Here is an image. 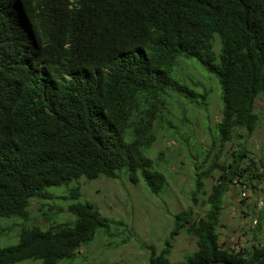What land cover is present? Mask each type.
Wrapping results in <instances>:
<instances>
[{
    "label": "trees",
    "instance_id": "1",
    "mask_svg": "<svg viewBox=\"0 0 264 264\" xmlns=\"http://www.w3.org/2000/svg\"><path fill=\"white\" fill-rule=\"evenodd\" d=\"M189 60L216 78L220 119L209 145L196 146L192 205L173 214L159 251L145 245L147 264H264V246L235 250L217 231L229 186L245 198L264 178V160L243 144L258 122L255 100H264V0H0V217L27 219L45 189L80 179L124 178L160 194L166 176L148 154L159 136L180 138L173 110L184 125L187 110L207 106L209 91L176 72ZM234 133L238 150L220 161ZM205 179L214 180L209 191ZM67 190L72 220L22 227L16 244L0 248V264L72 261L122 225ZM181 233L195 249L171 262Z\"/></svg>",
    "mask_w": 264,
    "mask_h": 264
},
{
    "label": "rangeland",
    "instance_id": "2",
    "mask_svg": "<svg viewBox=\"0 0 264 264\" xmlns=\"http://www.w3.org/2000/svg\"><path fill=\"white\" fill-rule=\"evenodd\" d=\"M187 63L189 64L178 63L176 72L179 77L191 78L209 91L207 106L187 110L184 113L187 124L184 125H180V120L177 119L180 117L178 110H173L176 116L174 123L182 131L180 138L159 136L148 154L154 162L161 160L160 168L166 176L167 183L160 194H150L141 182L133 186L124 178L114 180L99 177L90 181L80 179L68 186L47 188L45 191L48 192V198L30 201L27 219L17 216L0 217V248L16 244L22 227L34 224L46 229L52 222L72 220L66 208L74 201L66 197L69 195L67 189L73 186L78 188V200L92 203L101 215L121 222L122 225L112 226L107 235L96 234L92 243L78 249L72 261L64 260L59 264H147L149 252L144 248L145 245H153L159 251L173 226V214L192 205L189 194L193 189L194 165L200 162L196 146L209 145L214 138L213 126L220 119L221 90L216 78L195 60ZM255 111L258 122L254 132L243 144L255 163L259 164L260 160H264L262 98L255 100ZM241 140L234 133L231 141L225 143L220 161H229L232 152L238 150ZM212 155L213 153L208 159ZM260 172L259 168L257 173ZM213 175L216 176V172ZM251 182L254 187H246L245 198L241 193V186L236 183L229 186L223 199L221 226L217 231L220 241L235 250L248 247L252 242L264 246V178L252 179ZM213 183L214 180L205 179V190L209 191ZM199 203L200 200L194 208L196 215L202 214L204 210ZM258 221L260 231L256 233ZM194 249V239L181 233L173 239L168 259L176 262ZM16 264L42 263L40 260H27Z\"/></svg>",
    "mask_w": 264,
    "mask_h": 264
}]
</instances>
